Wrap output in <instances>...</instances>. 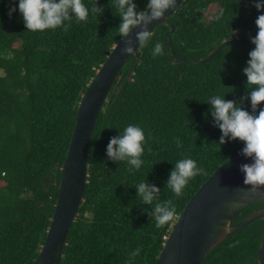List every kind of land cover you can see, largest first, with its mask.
Instances as JSON below:
<instances>
[{"label":"trees","instance_id":"trees-1","mask_svg":"<svg viewBox=\"0 0 264 264\" xmlns=\"http://www.w3.org/2000/svg\"><path fill=\"white\" fill-rule=\"evenodd\" d=\"M96 2L103 13H92ZM18 3L0 0V264H32L38 255L79 100L121 38L115 0H83L89 9L86 21L73 17L67 31L35 32L26 29ZM134 3L143 11L148 0ZM262 12L253 0H183L169 17L174 29L165 36L169 26H155L149 44L138 51L139 60L131 56L125 62L91 133L83 200L59 264H154L175 221L156 228L149 212L157 201L144 205L135 186L146 180L155 184L161 189L158 201L172 199L178 215L219 164L241 153L244 143L238 139L219 144L222 133L214 126L208 101L216 95L243 100L241 106L251 111L243 68L255 35L222 47L202 64L176 59L170 47L183 59L203 58L224 40L258 31L255 20ZM158 42L164 54L154 57ZM130 124L145 132L139 169L106 154L110 138ZM186 157L205 173L191 179L177 197L167 180L174 164ZM263 203L248 205L234 222ZM262 234L264 216L231 233L200 264H258Z\"/></svg>","mask_w":264,"mask_h":264},{"label":"water","instance_id":"water-1","mask_svg":"<svg viewBox=\"0 0 264 264\" xmlns=\"http://www.w3.org/2000/svg\"><path fill=\"white\" fill-rule=\"evenodd\" d=\"M182 1L177 0L174 9L167 10L162 19L153 21L149 30L153 31L157 25H167L169 30L165 36L171 32L174 24L169 21V17ZM138 30L133 29L131 33L134 41ZM256 34L257 31H249L242 36L224 40L205 57L197 60L179 57L174 53L173 46L170 51L178 60L202 64L212 59L222 47L237 44ZM123 47L124 42L120 38L81 95L67 153L60 168L61 179L54 211L45 240L32 264L60 263L69 228L83 200L87 182L88 143L96 119L122 66L131 56L139 60V50L136 55L122 54ZM135 47L139 48L138 42ZM132 72L133 67L128 73V79ZM252 162V158L240 153L216 167L177 215L154 264H200L205 255L231 233L264 216V206H261L234 222L245 207L264 200V187L252 193L249 191L251 186L244 184L245 174L240 171V165ZM256 257L258 264H264V234L260 236Z\"/></svg>","mask_w":264,"mask_h":264},{"label":"clouds","instance_id":"clouds-1","mask_svg":"<svg viewBox=\"0 0 264 264\" xmlns=\"http://www.w3.org/2000/svg\"><path fill=\"white\" fill-rule=\"evenodd\" d=\"M253 3L258 11L264 9V0H253ZM176 6L177 0H148L146 9L138 11L134 0H115V7L121 18L118 34L124 42L121 53L136 55L139 49L147 46L154 35L153 31L149 30V25L162 19L167 10ZM18 9L26 29L34 32L59 27H64L67 31L73 17L78 21H86L89 15V9L83 0H19ZM15 10V7L10 9L9 16ZM91 11L103 13L104 9L97 6L96 2ZM223 12L221 9L217 19ZM255 24L258 28L257 34L250 38L255 47L249 52L250 59L243 68L247 77L246 84L250 89L247 97H250L251 111L241 106L243 100L237 103L235 100L225 99V96L216 95L208 101L214 126L222 133L219 144L238 139L244 143L241 154L252 158V163L240 165V171L245 174L244 184L251 186L249 191L252 193L264 187V108H259L257 112L258 106L264 102V12L258 15ZM133 29H139L135 34V41L131 38ZM136 42L139 44L138 49L135 47ZM152 54L154 57L163 55V45L156 43ZM145 141L144 129L130 124L123 133L110 138L106 146L107 158L115 162L127 161L134 169H139L143 164L141 157ZM177 146H182L179 140ZM204 173L205 169L198 167L192 158L180 159L170 171L167 186L180 197L189 181ZM135 188L144 205H152L157 201L149 212L150 217L156 221V228H162L178 218L172 199L158 201L161 189L155 184L146 180ZM139 252L140 249L137 248L132 256L135 257Z\"/></svg>","mask_w":264,"mask_h":264},{"label":"flooded vegetation","instance_id":"flooded-vegetation-1","mask_svg":"<svg viewBox=\"0 0 264 264\" xmlns=\"http://www.w3.org/2000/svg\"><path fill=\"white\" fill-rule=\"evenodd\" d=\"M261 206H264V203H263V204H261V205H259L258 207H261ZM258 207H257V208H258ZM255 209H256V208H255Z\"/></svg>","mask_w":264,"mask_h":264}]
</instances>
